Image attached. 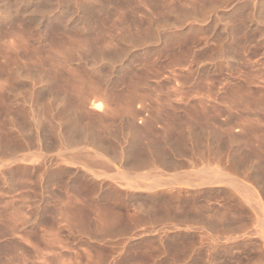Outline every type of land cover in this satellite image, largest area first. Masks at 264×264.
<instances>
[{"label":"rangeland","instance_id":"rangeland-1","mask_svg":"<svg viewBox=\"0 0 264 264\" xmlns=\"http://www.w3.org/2000/svg\"><path fill=\"white\" fill-rule=\"evenodd\" d=\"M19 2L0 264H264V0Z\"/></svg>","mask_w":264,"mask_h":264},{"label":"bare ground","instance_id":"bare-ground-1","mask_svg":"<svg viewBox=\"0 0 264 264\" xmlns=\"http://www.w3.org/2000/svg\"><path fill=\"white\" fill-rule=\"evenodd\" d=\"M9 1V0H8ZM13 2L11 3L10 1L9 2H7V5H6V2H5V6L3 7V8H1L0 7V18H2L3 16L4 17H8V13H10L11 11V15L13 14V12H14V14L16 15L19 11H21L20 10V8H19V6L17 5L18 3H20L19 1L20 0H12ZM29 2V1H28ZM1 3V2H0ZM3 3V2H2ZM17 3V4H16ZM21 3H23V2H21ZM4 4V3H3ZM51 3H45L44 5H41V8H40V6L38 5H36V6H34V8L30 11V12H27V13H31L32 14V16L33 17H36V16H39V18H40V16H42L43 17V15L45 14V15H49L50 13H49V11H48V9L51 7V5H50ZM2 5V4H1ZM44 8V9H43ZM24 12V11H23ZM47 13V14H46ZM9 14V15H10ZM13 14V15H14ZM20 14V13H19ZM29 15V14H28ZM45 15H44V17H45ZM56 15V14H55ZM61 16H63V13H61V12H59V14H58V16H54V17H56V18H61ZM10 17V16H9ZM8 17V18H9ZM32 17V18H33ZM42 17H41V19H42ZM47 17V16H46ZM53 17V18H54ZM48 18H49V16H48ZM47 18V19H48ZM50 19V18H49ZM40 20V19H39ZM41 21V20H40ZM58 21V20H57ZM61 21V20H60ZM97 105H99V104H96V106ZM95 105H93V107H94ZM95 106V107H96ZM74 131L73 130H71L70 132H68V136L70 137V139H74V136H75V133H73ZM81 133V135H79V137L81 136V138H82V140L83 141H87L88 139V136H87V133H85V132H80ZM74 135V136H73ZM67 136V137H68ZM77 136V135H76ZM68 137V138H69ZM72 139V140H73Z\"/></svg>","mask_w":264,"mask_h":264}]
</instances>
